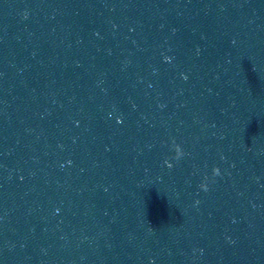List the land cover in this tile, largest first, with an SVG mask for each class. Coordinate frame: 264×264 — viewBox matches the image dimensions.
<instances>
[{
    "label": "clouds",
    "instance_id": "1",
    "mask_svg": "<svg viewBox=\"0 0 264 264\" xmlns=\"http://www.w3.org/2000/svg\"><path fill=\"white\" fill-rule=\"evenodd\" d=\"M27 14H25L26 16ZM221 175L220 173V169L218 167H213V176H219ZM199 187L203 190V191H208V183L207 182H202Z\"/></svg>",
    "mask_w": 264,
    "mask_h": 264
}]
</instances>
